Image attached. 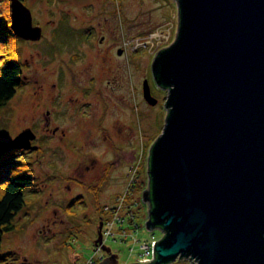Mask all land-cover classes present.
Segmentation results:
<instances>
[{
    "label": "water",
    "instance_id": "obj_1",
    "mask_svg": "<svg viewBox=\"0 0 264 264\" xmlns=\"http://www.w3.org/2000/svg\"><path fill=\"white\" fill-rule=\"evenodd\" d=\"M176 1L175 39L152 62L156 84L168 91L167 116L143 192L146 228L163 236L153 243L154 259H137L264 264V0ZM10 6L14 33L40 40L24 1ZM143 96L158 102L147 79ZM35 139L27 128L0 141V154L37 150ZM102 225L93 241L109 255L99 264H117Z\"/></svg>",
    "mask_w": 264,
    "mask_h": 264
},
{
    "label": "rangeland",
    "instance_id": "obj_2",
    "mask_svg": "<svg viewBox=\"0 0 264 264\" xmlns=\"http://www.w3.org/2000/svg\"><path fill=\"white\" fill-rule=\"evenodd\" d=\"M7 2L10 5L11 0L0 4L1 14L5 12L3 5L7 6ZM24 3L32 12L33 25L42 28V38L33 41L15 34L18 37L10 43L0 39V67L11 58L18 59L22 65V85L0 110V141L11 140L30 128L39 137L35 142L39 148L16 157V162H24L31 169L34 180L24 189L26 204L14 219V229L4 235L0 256H7L0 264H85L95 254L93 240L97 237L98 211L106 217L104 206H113L118 196H124L128 180L134 174L136 183L129 194L134 217L127 211L125 222L117 225L128 229L129 235L124 238L116 226L114 235L107 237L104 244L118 255L117 264H139L133 262H138L141 244L163 236L159 228L153 231L146 228L148 203L143 202V192L149 181V151L162 132L167 116L165 103L168 91L156 84L152 62L156 53L175 39L178 3L176 0H24ZM9 8L11 15V6ZM112 12L120 23V42L130 50L129 57L121 60L119 73L123 86L112 94L119 101V121L113 123L121 126L115 132L117 136L122 135L127 123L131 128L132 143L118 150L131 147L132 161L120 158L106 178L105 191L98 197L99 193L93 186L69 178V172L79 159L89 153L102 155L104 149L96 143L100 138L97 137L100 132L96 121H53L59 129L53 135L51 131L45 132L41 121L27 118L31 117L29 114H32L34 105L42 106L44 110L64 107L58 99L41 103L42 100L31 95V88L39 83L51 87L52 83L58 82L56 91L62 92L64 87L72 86L65 62L73 53L68 44L77 43L83 24L93 18V23L105 21ZM160 30H164L168 38L153 37V33ZM125 73L131 74L130 111L126 103L127 90L122 89L127 88V83L123 82L127 80H123ZM145 79L158 100L155 105L149 104L143 96ZM35 80L40 82L35 83ZM73 95L81 97L82 93L74 91ZM91 100L88 97L84 102ZM63 129L66 134L59 136ZM90 139L94 142L91 143ZM106 166L105 159L99 160L95 175ZM2 190L3 183H0V195ZM78 196L82 197L81 202L70 207L72 199ZM56 210L69 221L64 227L58 219L50 218ZM78 213L77 219L72 218V214ZM169 264H192V261L178 258Z\"/></svg>",
    "mask_w": 264,
    "mask_h": 264
},
{
    "label": "flooded vegetation",
    "instance_id": "obj_3",
    "mask_svg": "<svg viewBox=\"0 0 264 264\" xmlns=\"http://www.w3.org/2000/svg\"><path fill=\"white\" fill-rule=\"evenodd\" d=\"M93 20L80 27L81 33H78L80 37H77V43L68 44L73 48V53L70 55V59L65 62L72 86L64 87L62 92H57L56 90L59 89L58 82L52 83L51 87H46L43 83L40 84L39 80H35V83H39V85L31 88L32 94L29 92L35 98L37 97L42 100L41 103L46 100L53 102L58 99L64 103V107L57 108V106L44 110V107L34 105L32 106V114H29L31 117L27 119L41 121L45 132L51 131L53 135L59 131L58 126L54 125L53 121H96L97 129L100 132L97 135L100 138L97 139L96 143L104 149L102 155L96 156L89 153L84 158L79 159L69 172V178L78 179L85 185L93 186L97 194L99 193L97 196L100 197L106 189L107 185L105 183L107 181L106 178L109 177V172L119 163L120 158L123 157L127 161H132L131 147L127 150L126 148L121 151L118 150L120 147L124 148V146H129L132 143V133L127 123V127L121 136L115 134L121 126L113 123L114 121H119V101L118 97L115 99L112 95L113 92L121 90L123 86L119 73L121 60L129 57L128 52L130 50L125 44L120 42V23L115 17L114 12L105 21L99 20L97 23H93ZM71 28L75 29L74 27ZM99 35L100 37L98 38ZM129 40L132 44L130 38ZM82 62L84 64L80 65ZM124 79H127L123 81L127 83V88L122 89L127 90L126 103L130 111L131 74L125 73L123 75ZM74 91L82 93V96H74ZM88 97H91L92 100L85 103L84 99ZM64 134H66V131L63 129L59 136ZM60 138L62 139L63 137ZM38 139L39 137L36 136V139L32 141V145H37L35 142ZM90 140L91 143L94 142L93 139ZM20 150L24 152L35 151L31 149ZM101 159L107 161V166L105 169L99 170L97 175H95V167ZM80 197L72 199L69 206L71 207L81 202L82 197L78 199ZM58 211L56 210L50 218L55 221L58 219L64 227L69 221L61 217ZM98 214L97 220L100 224L103 213L98 211ZM78 217L79 213L72 214V218L77 219ZM98 223L95 224L97 231ZM108 255L104 251L103 257Z\"/></svg>",
    "mask_w": 264,
    "mask_h": 264
},
{
    "label": "trees",
    "instance_id": "obj_4",
    "mask_svg": "<svg viewBox=\"0 0 264 264\" xmlns=\"http://www.w3.org/2000/svg\"><path fill=\"white\" fill-rule=\"evenodd\" d=\"M2 2L4 0H0V4ZM9 6V3L5 7L3 5V10L5 9L3 14L2 6L0 7V39L8 40V43L18 37L10 26ZM21 73V62L15 58L9 59L0 67V110L15 96L17 88L22 85ZM24 153L26 152L20 149H12L0 154V183H3L0 195V247L4 235L14 229V219L26 204L24 189L33 184L34 176L31 169L26 167V163L15 161L16 157ZM6 256H0V261Z\"/></svg>",
    "mask_w": 264,
    "mask_h": 264
},
{
    "label": "built area",
    "instance_id": "obj_5",
    "mask_svg": "<svg viewBox=\"0 0 264 264\" xmlns=\"http://www.w3.org/2000/svg\"><path fill=\"white\" fill-rule=\"evenodd\" d=\"M153 35L151 36L153 37L158 36L163 39L168 38L164 30L155 32L153 33ZM137 166H138V163H137ZM135 178L136 176L134 174V176L130 180H128L127 188L124 192L125 194H123L124 196H118L113 206L106 205L103 208L104 212L107 213L106 217H103L102 219L103 221V227H102L103 243L107 237L114 235V232H113L114 227H116L118 224H123L125 222V220L127 219L126 218L127 211L131 212L129 213L131 217H134L133 211H132V200L129 199V194H130V190L135 187V183H136ZM129 206H131V208H129ZM117 227H119V231L121 232V234H124V238H126L129 235L128 229L126 228L123 229L121 226H117ZM155 241L157 240L152 238L151 241L141 244L140 247H141L142 252L139 253L138 257L141 259H149V260L154 259L153 243ZM101 246L102 245H98L97 247H95L94 256L91 257L85 264H98L102 260L104 256V250L102 249ZM138 262L141 264H149L148 262L144 260H138Z\"/></svg>",
    "mask_w": 264,
    "mask_h": 264
}]
</instances>
